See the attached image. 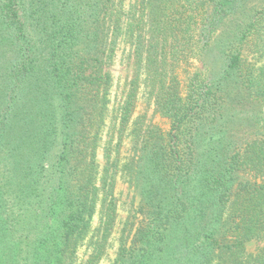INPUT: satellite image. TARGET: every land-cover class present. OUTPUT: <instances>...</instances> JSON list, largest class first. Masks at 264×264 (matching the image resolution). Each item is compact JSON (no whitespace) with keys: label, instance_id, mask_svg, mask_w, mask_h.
I'll return each mask as SVG.
<instances>
[{"label":"trees","instance_id":"16d2710c","mask_svg":"<svg viewBox=\"0 0 264 264\" xmlns=\"http://www.w3.org/2000/svg\"><path fill=\"white\" fill-rule=\"evenodd\" d=\"M120 47L133 74L114 112L134 150L120 167L142 217L116 264H264V0H0V264H76L86 238V264L101 258ZM142 79L166 127L132 118Z\"/></svg>","mask_w":264,"mask_h":264},{"label":"rangeland","instance_id":"374dc122","mask_svg":"<svg viewBox=\"0 0 264 264\" xmlns=\"http://www.w3.org/2000/svg\"><path fill=\"white\" fill-rule=\"evenodd\" d=\"M121 47L116 50L114 59L109 66V71L113 79L110 89V112L106 124L102 129L101 140L97 150V161L100 165L99 168L101 173L105 166L106 154H108V151L105 150L106 147H109L111 150V159H113V157H117L118 159L117 168L112 167L114 171L117 169V171L114 172L115 178L112 187V197L114 199L116 211L115 223L112 233L105 243L102 256L97 264H116V253L121 239L127 233L133 232L134 227L141 221L142 217L137 211L139 205L137 189L127 180V177L120 167L124 162L132 158L134 154L128 130L125 129L121 134H118L114 112V108L118 107L119 102L124 97L128 88V81H130L133 74L132 57L128 55V50L122 49ZM248 54L249 56L247 59L251 60L252 56L250 53ZM135 104L132 118L141 117L144 122L151 120L162 127H166V120L153 114L152 101L148 95V90L143 79L137 91ZM119 135L121 136L120 139ZM99 216L98 212L95 213L91 221L90 232L93 235H95L96 228L99 225ZM89 241L90 240L86 238L83 244L78 248L75 258L76 264H86V260L92 250ZM260 246V242L253 241L247 244V250L254 253Z\"/></svg>","mask_w":264,"mask_h":264}]
</instances>
